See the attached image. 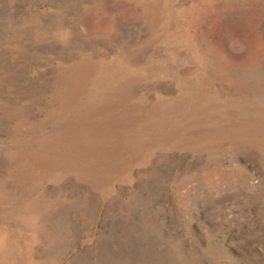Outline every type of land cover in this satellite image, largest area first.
<instances>
[{
    "label": "rangeland",
    "instance_id": "rangeland-1",
    "mask_svg": "<svg viewBox=\"0 0 264 264\" xmlns=\"http://www.w3.org/2000/svg\"><path fill=\"white\" fill-rule=\"evenodd\" d=\"M0 264H264V0H0Z\"/></svg>",
    "mask_w": 264,
    "mask_h": 264
}]
</instances>
